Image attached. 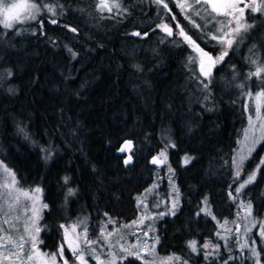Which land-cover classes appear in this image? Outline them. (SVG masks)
Segmentation results:
<instances>
[{
    "label": "trees",
    "instance_id": "16d2710c",
    "mask_svg": "<svg viewBox=\"0 0 264 264\" xmlns=\"http://www.w3.org/2000/svg\"><path fill=\"white\" fill-rule=\"evenodd\" d=\"M121 1L127 11H100V0H58L62 15L58 9L12 29L0 26V161L19 187L42 189L40 247L56 252L64 243L60 225L84 219L97 232L107 216L136 218L137 195L159 165L151 159L165 151L181 199L178 212L159 223L158 251L200 264L202 245L217 240L218 221L241 220L232 191L257 168L241 195L256 218L264 216V140L239 178L233 168L248 123L245 93L264 88V73L248 77L253 61L264 64L248 51L264 42V15L248 18L255 27L246 48L228 52L209 79L189 61L194 52L178 31L168 36L158 27L164 20L157 5ZM127 139L134 143L131 165L117 152ZM254 236L264 264V239ZM237 251L241 261L227 264H243L245 252ZM64 256L73 257L66 246Z\"/></svg>",
    "mask_w": 264,
    "mask_h": 264
},
{
    "label": "snow or ice",
    "instance_id": "6c2138e0",
    "mask_svg": "<svg viewBox=\"0 0 264 264\" xmlns=\"http://www.w3.org/2000/svg\"><path fill=\"white\" fill-rule=\"evenodd\" d=\"M157 4H162L163 7L167 8V4L164 0H155ZM196 4H203L206 6V12L208 17L220 25L217 30V34L212 36L213 40H216L219 45H223V50L216 57H213L211 53L205 51L199 46L190 36L187 35L183 27H179L178 35L187 41L196 53L195 56H189V61L191 63H198L199 72L207 78H211L213 68L223 62L224 58L228 55V50L232 48L233 44L236 43L237 37H242L243 33H247L250 29L254 28V24H249L246 22L245 12L250 10L251 13L264 12V3H259L258 0H251L250 3H245L244 0H195ZM243 4V6H241ZM177 6L182 12H187V9L193 7L192 4L187 3V0H177ZM113 7L120 8L121 4L119 0H113L112 4H109V0H100L98 8L100 11L105 9L109 12L113 10ZM59 9V14H63V6L59 5L58 0H54V3H44L43 0H15L13 3L5 4L0 0V26L4 29H12L15 25L25 24L28 21H36L42 13H51L53 16L57 15V10ZM169 11H171L169 9ZM201 13L196 12L199 16ZM222 17L223 19H218ZM190 19V17H187ZM174 19V17H173ZM51 23H57L56 19H51ZM194 26L199 27L192 21ZM42 24V21H41ZM234 25V26H233ZM163 31L168 35H173V29L168 24L158 25ZM73 32L76 29H72ZM135 35H140V33H135ZM256 64V71L248 73V77L252 76L260 77L264 73V66L259 62L253 61ZM207 85H205L206 87ZM239 87L243 88L244 85L241 84ZM245 95L254 101L252 111L254 112L255 119L250 115L248 117V128L244 130L245 142L250 141L251 147L247 149V155L241 154L238 160H234L236 164V177L239 178L243 168L244 161L251 155L254 151L255 144L264 140V90L259 91L255 94L252 92H247ZM257 122H259V133L257 137L254 133L257 131ZM132 142H126L125 146L120 149V151L130 150ZM161 157L166 158V153L162 152ZM190 157H185V163L190 161ZM131 160L125 161L128 163ZM164 161L154 158L153 163H163ZM261 164H264V159L261 160ZM0 168L3 169V173L7 179L11 181V184L0 185V200H3L4 195H8L12 198V201L8 203V212L14 211L19 203L20 197L23 196L25 200H30L32 202L31 216L23 224V231L27 234L26 236H20L18 239H13L11 236L4 235L0 236V264H69V261L64 257L65 246L70 250L75 261L79 264H88L87 257H92L96 261V264H117L119 260L127 259L128 257H135L142 260L143 264H174L175 261L179 260V257L174 255L168 257H159L155 252V245H148L146 242L141 243L139 240L134 245H125L120 243L119 239L115 243L112 242V237L117 235V232H108L106 230L101 231L99 237L95 240L89 239L87 231V223L84 220H78L76 223L71 225H60L63 229V240L58 247V250L53 253L43 252L40 250L38 245L42 241L38 240V234L41 231L37 221L39 220V211L37 208V203L39 201V195L42 189L35 188L32 190L31 194L24 192L18 188L17 182L15 180V174L11 170L7 169L6 166L0 163ZM259 170L257 168L253 171L248 178L239 185L236 189L239 192L247 184L252 183L255 180L256 172ZM67 179V178H66ZM73 190H70L69 194H72ZM235 199V197H233ZM175 207V204L173 205ZM245 211L248 215H251V205H243ZM40 208H47L46 204L40 206ZM3 206L0 205V212H3ZM15 220H19L20 217H14ZM143 219L139 223H143ZM113 223H115L113 221ZM133 223H137L133 221ZM228 222L225 221V227ZM254 223V222H253ZM8 224L10 228L14 229L15 224L8 218L7 213H5L3 218H0V231H3V225ZM83 225V231H78L77 229ZM231 231L230 229H227ZM250 230V229H249ZM118 231V230H117ZM151 231V229H149ZM261 236H264V228L261 230ZM147 235V233H144ZM158 242V237L155 238ZM10 245V246H9ZM27 245V249H26ZM106 246L109 251L107 257L102 259V252L97 251V247ZM209 244H204L203 248H209ZM189 247L193 252L197 251L196 241H190ZM218 247V246H213ZM248 247L247 243L241 245V249ZM113 249L119 250V255ZM210 253H206V256ZM252 255L257 256L256 250L252 249ZM62 258V262L58 260ZM227 264V261L225 262Z\"/></svg>",
    "mask_w": 264,
    "mask_h": 264
},
{
    "label": "rangeland",
    "instance_id": "374dc122",
    "mask_svg": "<svg viewBox=\"0 0 264 264\" xmlns=\"http://www.w3.org/2000/svg\"><path fill=\"white\" fill-rule=\"evenodd\" d=\"M2 2L5 4H8V3L15 2V0H2ZM112 3H113V0H109V4H112ZM119 3H120V0H119ZM114 9H117V8L113 7V10ZM246 22L249 23L247 20ZM237 39L238 38H236V40ZM222 50L223 49H220V51ZM231 50L232 48H230L228 52H230ZM252 50H253L255 57H257V59L258 58L260 59L261 57H263V62H264V42L263 44H256V45L248 46V51L252 53ZM195 55L196 53L194 52V56ZM197 66L199 68L198 63H197ZM262 90H264V88L259 89L255 93L262 91ZM253 105H254V101L248 97L247 98V114H248V117L252 115L253 119H255L254 112L252 111ZM248 126L249 124L247 123V126L245 129H247ZM258 129H259V122H257V131L254 133V135L257 137L260 135ZM262 141L255 144L254 150ZM251 146L252 145L250 141L245 142L244 131H243L238 141V146L235 151L234 160H238L241 154L247 155V149ZM162 152L166 153L165 151H162ZM162 152L157 154V156L160 160L164 162L159 163L156 169V176H155L154 181L146 189H144L140 194L137 195V200H138L139 208H140L138 216L130 221H122L116 217L107 216V218L103 221V223L101 224L97 232L95 230H92V229L89 230L87 228L88 237L89 239L95 240L99 237L101 231L103 230H106L108 232H117V235L112 237L113 243H115L116 240L119 239L120 243L122 244L134 245L139 240L141 243L146 242L150 246L154 244L155 252L157 256L159 257H168L172 255L179 257L180 259L175 261L174 264H192L188 262L187 260L182 259L178 254L164 255V254L159 253L158 251V244L160 242L159 223L162 219L168 216H173L174 214L178 212L180 208V199H181V193L178 188L174 169L168 162L167 155H166V158L160 156ZM252 153L253 151L251 152V154ZM250 156H248V158L244 161L243 166L248 161ZM0 163L2 162L0 161ZM2 165L6 166L4 163H2ZM233 168H234V173L236 175L237 169H236V164L234 162H233ZM7 169L9 168L7 167ZM11 172L13 173L12 170ZM251 173H249L243 181L239 182L232 191V196L235 197L241 209V217H242L241 220L239 221L237 219H233V220L218 221V232L216 235L217 240L216 242H212V241L205 242L204 244L210 245L209 248L207 249L203 248L204 244L202 245L203 261L200 264H225V262L229 260L241 261V253H239L237 250L239 247L241 248V245L244 243H247L248 247H245L242 249L245 252V256H246L243 264H261L260 255H259L258 246H257V238L254 236V232L256 231V233L262 239H264V236H261L260 234L262 228H264V216L259 219L256 218L253 214L252 205L250 204L248 200H246L241 195L242 189L239 192L236 191L239 185L243 183ZM15 180H16V177H15ZM4 184H11V181L5 177L3 173V169L0 168V185H4ZM17 186L22 191L28 192L30 194L32 190L35 189V188L30 189V190L23 189L19 187L18 183H17ZM9 202H14V201H12V198L8 195H4L3 200H0V205H2L4 209L3 212H0V218H3L5 213H7L8 218L12 220V222L15 224V228L12 229L9 227L8 224H4L3 231H0V236L8 235V236H11L15 240V239H18L20 236L27 235L23 231V224L28 220V217L31 216L32 202L30 200H25L23 196H21L18 207L14 211L8 212ZM43 204L44 202L42 200V192H41L39 195V201L36 205L37 208L40 209L39 211L40 218L37 221L38 225H39V221L41 220L43 216V212L45 209V208H40V206ZM174 204H175V207H173ZM242 204L251 205V215L250 216L245 211V208L242 207ZM204 211L205 212L209 211V207L206 203H205ZM16 216H19L20 219L15 220L14 217ZM141 218H144L143 223H139ZM113 221L115 223H113ZM133 221H136L137 223L134 224ZM225 221H227L228 223L225 225V227H221V225L225 224ZM76 222H73V223H76ZM73 223H70L69 225ZM149 229H151V231H149ZM227 229H230L231 231H228ZM77 230L83 231V225H81ZM144 233H147V235H144ZM156 237H158V242H156L155 240ZM38 240L40 241L39 234H38ZM213 246H218V247H213ZM38 247L40 248L41 251L47 252L41 249L40 244L38 245ZM96 247H97V251L103 253L101 258L102 259L106 258L109 249L106 246L104 247L96 246ZM26 249H27V245H26ZM252 249L256 250L257 256L252 255ZM0 251H3V249L0 248ZM113 251H116L117 255L120 254L118 249H113ZM195 252H198V248H197V251ZM48 253H53V252H48ZM206 253H210V255L206 256ZM86 259H88V264H96V261L94 260V258L86 256ZM58 260L62 262V258H58ZM68 261H69V264H79L78 261H75L74 257H72V260H68ZM122 261L123 260H119L117 264H119ZM5 264H9V262L6 261ZM157 264H159V262H157Z\"/></svg>",
    "mask_w": 264,
    "mask_h": 264
},
{
    "label": "flooded vegetation",
    "instance_id": "af4514ba",
    "mask_svg": "<svg viewBox=\"0 0 264 264\" xmlns=\"http://www.w3.org/2000/svg\"><path fill=\"white\" fill-rule=\"evenodd\" d=\"M151 2L157 5V7H155L156 10L154 12L159 11V15H161V18L164 20L163 22H161V24L168 23L172 25L175 28V32L177 31L179 32V27H183L187 35L190 36L192 40H194L197 44H199L201 48L211 53L213 57H216L220 54L219 52L212 51V48H216V51H218L220 49H223L224 47L223 45H219L216 40L212 39V36L217 34V30L220 27V25L216 22V20H213L210 17H208L207 12L205 10L206 9L205 5L196 4L195 0H187V3L192 4L193 7L187 9V12L185 13L182 12L181 9L177 6V0H164V3H166L168 6L167 8L163 7L162 4H157L155 0H151ZM244 2L250 3L251 0H244ZM258 2L264 3V0H258ZM120 4L121 7L118 9L127 11V7L123 5L121 0H120ZM241 6H243V4ZM169 9L171 11H169ZM197 11L201 13L199 16L196 15ZM151 13L152 11L148 10L146 15H150ZM261 15H264V12L251 13L250 10H246L245 12L246 20H248L249 17L261 16ZM187 17H190V19ZM218 19H223V18L218 17ZM192 21H195V24L199 25V27L194 26ZM178 37L183 39L179 35ZM246 37H247L246 33H243L242 37L240 38L237 37L238 39L236 40V43L233 44L232 49L235 48L245 49L247 45ZM187 44L193 51L192 46L188 42ZM215 67L213 68V70L215 69Z\"/></svg>",
    "mask_w": 264,
    "mask_h": 264
},
{
    "label": "water",
    "instance_id": "95a60500",
    "mask_svg": "<svg viewBox=\"0 0 264 264\" xmlns=\"http://www.w3.org/2000/svg\"><path fill=\"white\" fill-rule=\"evenodd\" d=\"M163 24H168V23H163ZM169 26H171V28L173 29V35H174V33H175V28L172 26V25H170V24H168ZM161 29V28H160ZM161 31L162 32H164L163 31V29H161ZM136 33H138V32H136ZM165 33V32H164ZM166 34V33H165ZM172 36V35H171ZM128 141H131L132 142V146H131V148H130V150H128V149H126L125 151H120V149L122 148V147H124L125 146V144H126V142H128ZM133 149H134V143H133V141L132 140H130V139H127V140H125L120 146H119V148H118V150H117V152H118V154H120V155H125V161H127L128 159H129V156L131 157V160L128 162V163H126L127 165H131L132 163H133V155H132V152H133ZM154 158H158V156L157 155H154L153 157H152V159H151V161H152V163H153V159ZM159 159V158H158ZM154 165H158L157 163H153Z\"/></svg>",
    "mask_w": 264,
    "mask_h": 264
}]
</instances>
